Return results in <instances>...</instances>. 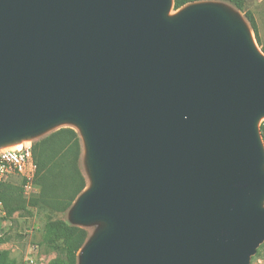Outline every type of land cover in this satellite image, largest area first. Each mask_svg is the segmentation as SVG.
<instances>
[{"label": "water", "instance_id": "obj_1", "mask_svg": "<svg viewBox=\"0 0 264 264\" xmlns=\"http://www.w3.org/2000/svg\"><path fill=\"white\" fill-rule=\"evenodd\" d=\"M173 0H0V147L79 127V264H249L264 242V56Z\"/></svg>", "mask_w": 264, "mask_h": 264}, {"label": "trees", "instance_id": "obj_2", "mask_svg": "<svg viewBox=\"0 0 264 264\" xmlns=\"http://www.w3.org/2000/svg\"><path fill=\"white\" fill-rule=\"evenodd\" d=\"M198 1L204 0H173L172 9L177 10L186 4ZM229 1L237 9L242 10V0ZM244 14L259 42L252 14L249 11H245ZM259 134L264 144V123L259 124ZM32 150L36 162L33 182L38 192L28 202L37 206L46 217L40 243L61 255L48 264H76L78 252L87 239V231L80 226L54 219L52 216L54 213L67 211L86 188V179L78 165L81 153L80 137L74 128L60 127L35 140ZM18 189L20 191V188L13 184L0 182V201L8 215L24 207V202L14 200ZM18 195L21 197L19 193ZM0 264H16V262L9 257L8 251L3 249L0 250Z\"/></svg>", "mask_w": 264, "mask_h": 264}, {"label": "rangeland", "instance_id": "obj_3", "mask_svg": "<svg viewBox=\"0 0 264 264\" xmlns=\"http://www.w3.org/2000/svg\"><path fill=\"white\" fill-rule=\"evenodd\" d=\"M243 1V8L239 10L235 7V5L230 2L229 0H204L186 4L181 8L174 10L172 7L169 8L167 15L172 17L183 10L185 7L196 4V3H215L223 6L227 9L230 13H232L235 17L241 19L243 23L246 25L247 29L249 30L251 39L253 44L257 48V50L264 56V0H242ZM245 11H249L255 21L256 28H257V35L259 42H257L254 32L251 30L249 22L245 18ZM262 119V118H261ZM261 119L257 123V128H259V124L261 123ZM70 126L75 129L80 137L81 142V153L79 155L78 165L79 168L86 179V188L83 190H87L92 181L86 161V148L84 144V140L81 135V131L78 126L72 123H61L55 125L44 132L41 133V136H44L60 127ZM259 130V129H258ZM261 137V136H260ZM24 141V140H23ZM262 141V139H261ZM22 142V141H21ZM263 143V141H262ZM264 145V144H263ZM8 146H16L15 143L3 145L2 147ZM20 180H15L10 182L20 188L18 189V193L21 197H19L18 193L15 194V201L18 200L20 203L24 202V207L18 210H15L11 214H7L2 207H0V250H7L9 253V257L14 259L16 264H23V256L24 250L26 249V245L29 241L36 242L39 245L40 253L42 254L41 260L37 261L36 264H48L51 260L55 259L56 257L61 256L59 252L48 248L40 243L43 234V226L46 220L45 214L35 205H31L28 201L33 195H36L37 192L27 195L22 187V183ZM22 188V189H21ZM38 189V188H37ZM81 194V193H80ZM77 199V198H76ZM75 199V200H76ZM1 202V201H0ZM75 202V201H74ZM73 202V203H74ZM2 203V202H1ZM73 205V204H72ZM71 208V207H70ZM70 208L61 213H54L52 218L63 220L71 225H77L84 228L87 231V242L91 239L100 229H102L105 224L101 221H94L87 224H76L73 223L70 217ZM33 227V232L31 234H25L24 229L26 227ZM78 252L77 263L79 264V254ZM249 264H264V242H262L254 255L251 256Z\"/></svg>", "mask_w": 264, "mask_h": 264}, {"label": "built area", "instance_id": "obj_4", "mask_svg": "<svg viewBox=\"0 0 264 264\" xmlns=\"http://www.w3.org/2000/svg\"><path fill=\"white\" fill-rule=\"evenodd\" d=\"M261 123H264V117ZM37 139L24 140L19 146L0 147V182L10 183L20 180L27 195L38 190L33 182L36 162L32 150V144ZM0 207H2L1 202ZM33 230L31 226L26 227L24 233L31 234ZM41 258L38 243L29 241L24 250L23 264H36Z\"/></svg>", "mask_w": 264, "mask_h": 264}, {"label": "bare ground", "instance_id": "obj_5", "mask_svg": "<svg viewBox=\"0 0 264 264\" xmlns=\"http://www.w3.org/2000/svg\"><path fill=\"white\" fill-rule=\"evenodd\" d=\"M15 144H16L17 146H19V145H20V142H16Z\"/></svg>", "mask_w": 264, "mask_h": 264}]
</instances>
